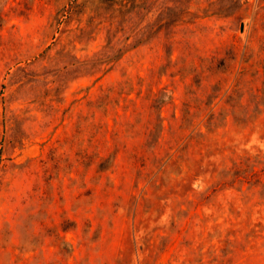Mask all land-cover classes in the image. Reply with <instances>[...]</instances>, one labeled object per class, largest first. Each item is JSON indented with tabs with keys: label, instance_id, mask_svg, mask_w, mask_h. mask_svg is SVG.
<instances>
[{
	"label": "rangeland",
	"instance_id": "1",
	"mask_svg": "<svg viewBox=\"0 0 264 264\" xmlns=\"http://www.w3.org/2000/svg\"><path fill=\"white\" fill-rule=\"evenodd\" d=\"M0 264H264V0H0Z\"/></svg>",
	"mask_w": 264,
	"mask_h": 264
}]
</instances>
